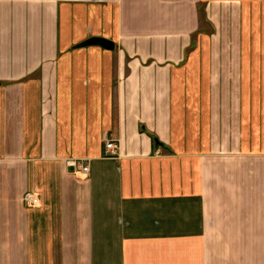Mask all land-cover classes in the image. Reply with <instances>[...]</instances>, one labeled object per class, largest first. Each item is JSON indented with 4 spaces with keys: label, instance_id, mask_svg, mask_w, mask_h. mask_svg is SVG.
<instances>
[{
    "label": "crops",
    "instance_id": "obj_1",
    "mask_svg": "<svg viewBox=\"0 0 264 264\" xmlns=\"http://www.w3.org/2000/svg\"><path fill=\"white\" fill-rule=\"evenodd\" d=\"M0 264H264V0H0Z\"/></svg>",
    "mask_w": 264,
    "mask_h": 264
},
{
    "label": "built area",
    "instance_id": "obj_2",
    "mask_svg": "<svg viewBox=\"0 0 264 264\" xmlns=\"http://www.w3.org/2000/svg\"><path fill=\"white\" fill-rule=\"evenodd\" d=\"M104 147H105L108 154H114L115 153L116 145L114 143H112L111 141L105 142ZM68 163H69V165L78 168L83 173L88 172V166L82 160L70 159V160H68ZM22 200L24 202L31 203V204L36 202V198H34L29 192L23 194Z\"/></svg>",
    "mask_w": 264,
    "mask_h": 264
},
{
    "label": "water",
    "instance_id": "obj_3",
    "mask_svg": "<svg viewBox=\"0 0 264 264\" xmlns=\"http://www.w3.org/2000/svg\"><path fill=\"white\" fill-rule=\"evenodd\" d=\"M98 44L104 48H110L112 45L108 40L99 37H91L83 42V44Z\"/></svg>",
    "mask_w": 264,
    "mask_h": 264
}]
</instances>
